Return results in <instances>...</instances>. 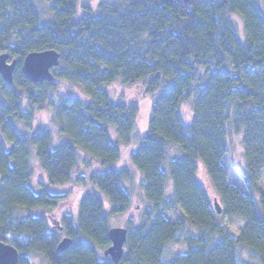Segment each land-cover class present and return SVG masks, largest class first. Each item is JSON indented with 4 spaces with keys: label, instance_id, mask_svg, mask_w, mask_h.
I'll use <instances>...</instances> for the list:
<instances>
[{
    "label": "trees",
    "instance_id": "obj_1",
    "mask_svg": "<svg viewBox=\"0 0 264 264\" xmlns=\"http://www.w3.org/2000/svg\"><path fill=\"white\" fill-rule=\"evenodd\" d=\"M92 1L53 0L46 21L37 0H0V50L18 59L12 85L0 76V241L19 250L18 264L37 254L49 264H264V12L257 0ZM51 48L61 55L54 80L30 81L25 55ZM56 79L79 86L85 98L54 97ZM118 80L155 94L143 134H136L138 101L115 99L108 89ZM46 107L53 126L34 130L35 111ZM230 131L242 134L244 189L228 183ZM135 138L130 160L147 205L129 219L126 252L115 263L97 250L111 245L110 216L131 209L125 183L134 175L117 163L121 145ZM32 147L48 182L89 183L110 201L107 210L100 193L80 191L76 215L63 216L73 243L62 253L61 231L33 210L58 208L65 194L34 190ZM199 160L221 213L199 181ZM225 216L245 220L239 234L222 225ZM173 245L184 250L170 255Z\"/></svg>",
    "mask_w": 264,
    "mask_h": 264
},
{
    "label": "rangeland",
    "instance_id": "obj_2",
    "mask_svg": "<svg viewBox=\"0 0 264 264\" xmlns=\"http://www.w3.org/2000/svg\"><path fill=\"white\" fill-rule=\"evenodd\" d=\"M103 0H93V5H97L99 2ZM39 10L41 12V15L44 20L48 21L52 18V13L50 10V5L52 4L53 0H37ZM258 5L264 12V0H257ZM233 22L238 27V29H242V21L239 19L238 16L232 17ZM57 87L56 91L53 93L54 97H57L59 95L64 96H71V97H78V98H85L81 88L73 83H70L65 80L56 79L55 80ZM108 89L110 93L114 96L115 99H121V98H135L140 106V112L137 117V125H136V134L140 135L143 134L147 128V120L150 116V110L151 105L153 103L155 94H147L145 93L144 85L143 84H123L120 80L108 85ZM24 108H27V104L25 103ZM192 117V110L189 106H186L184 109V119L187 123L191 121ZM21 128H23V125H19ZM53 126L52 124V109L50 107H46L42 110L35 111V119L33 122V128L41 129V128H51ZM56 131V128H55ZM112 132L114 133L115 130L112 129ZM116 137H114L115 139ZM230 149H231V155H230V162L232 164V167L228 169V183L238 186L241 189H244L245 185L243 182V179L241 177L242 172L244 171V165H245V157H244V151L242 146V134L230 131L229 137H228ZM136 138L130 143V144H122V155L117 163L118 168L128 167L132 170L134 178L133 181H127L125 184L130 189L132 196H133V202L131 209L123 214V215H111L110 216V223L112 227H126L129 219H135L138 220V217L140 215V211L147 205V202L144 197V193L140 187L139 181H140V175L137 172V170L133 167V164L130 160V153L135 150L136 148ZM32 156L30 158L31 165H32V181L31 184L34 188V190L38 193L44 190H47L53 194H65V202L62 203V205L55 209H45V208H37L33 210V213L37 214H43L45 215L48 220L50 217L53 219L52 221L49 220L50 227L53 230L61 231V239L64 236H67L64 229L60 230L57 229V225H63V216L67 214H74L76 215L78 210V204H79V197H80V191L90 190L94 189L96 192L100 193L101 197L103 198L106 209L109 208V199L106 195L102 194L94 185L89 184L87 186H82L80 183L77 182H70L65 185H59V184H51L48 182L47 176L43 168L41 167V164L36 156L35 153V147H32ZM198 178L201 182L202 186L205 188L206 192L208 193L211 202L213 205H215V199L218 200L216 191L213 187V184L211 182V179L209 177V174L205 168V165L203 161H198ZM264 183V180H263ZM219 202V200H218ZM22 214H25L23 210L21 211ZM180 214L179 210H176L172 213L168 214V218L170 220H176L178 215ZM222 225L225 226L228 231L232 234H239L241 228L243 227L245 220L243 219H237V218H230V217H223L222 219ZM87 240V239H85ZM89 242V240H87ZM106 248H98V254L102 258H110V256H105L104 251ZM184 247L181 245H173L170 248V255L178 252L183 251ZM126 252V247H125ZM244 257L247 258L248 255L246 252H244ZM169 258V257H168ZM30 264H49L46 259H44L41 255H32L30 256Z\"/></svg>",
    "mask_w": 264,
    "mask_h": 264
},
{
    "label": "water",
    "instance_id": "obj_3",
    "mask_svg": "<svg viewBox=\"0 0 264 264\" xmlns=\"http://www.w3.org/2000/svg\"><path fill=\"white\" fill-rule=\"evenodd\" d=\"M186 2L190 0H184ZM60 53L56 49H45L28 52L22 62V71L24 75L32 82L39 83L54 80L53 69L60 64ZM18 64V59L12 57L10 52L0 50V76L4 81L12 85L14 83V74ZM215 208L218 213L222 212V207L215 199ZM60 229L61 225L58 226ZM111 245L105 251V256H110L112 261L119 263L125 253V244L128 239V229L126 227H111L109 231ZM73 243L70 236L63 237L56 246V251L62 253L66 251ZM19 250L4 241H0V264H18Z\"/></svg>",
    "mask_w": 264,
    "mask_h": 264
},
{
    "label": "flooded vegetation",
    "instance_id": "obj_4",
    "mask_svg": "<svg viewBox=\"0 0 264 264\" xmlns=\"http://www.w3.org/2000/svg\"><path fill=\"white\" fill-rule=\"evenodd\" d=\"M49 220H51V221H52L53 219L50 217V219H49ZM49 220H48V221H49ZM58 228H59V227H58V225H57V229H58ZM59 229H60V228H59ZM60 230H62V228H61ZM64 237H65V236H64Z\"/></svg>",
    "mask_w": 264,
    "mask_h": 264
}]
</instances>
